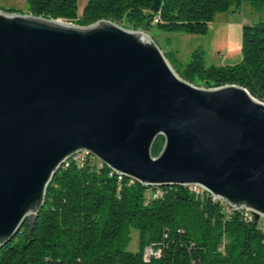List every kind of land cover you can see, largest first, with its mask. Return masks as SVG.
Instances as JSON below:
<instances>
[{
	"label": "water",
	"instance_id": "water-1",
	"mask_svg": "<svg viewBox=\"0 0 264 264\" xmlns=\"http://www.w3.org/2000/svg\"><path fill=\"white\" fill-rule=\"evenodd\" d=\"M83 151L141 185L198 186L264 217L263 101L182 80L141 31L0 9V249Z\"/></svg>",
	"mask_w": 264,
	"mask_h": 264
},
{
	"label": "trees",
	"instance_id": "trees-1",
	"mask_svg": "<svg viewBox=\"0 0 264 264\" xmlns=\"http://www.w3.org/2000/svg\"><path fill=\"white\" fill-rule=\"evenodd\" d=\"M26 2L29 14L80 27L104 20L148 35L198 36L232 6H264V0H158L153 12L154 0H88L79 13V0ZM164 55L182 80L198 88L234 85L264 102V22L243 25L235 65L205 67L202 51L195 49L177 68L172 52ZM163 144L158 136L153 156ZM131 228L138 231L135 251L127 249ZM0 264H264V227L261 219H246L205 192L119 179L87 156L60 168L34 221L0 249Z\"/></svg>",
	"mask_w": 264,
	"mask_h": 264
},
{
	"label": "rangeland",
	"instance_id": "rangeland-1",
	"mask_svg": "<svg viewBox=\"0 0 264 264\" xmlns=\"http://www.w3.org/2000/svg\"><path fill=\"white\" fill-rule=\"evenodd\" d=\"M21 12H28L26 0H0V8L10 9L9 3ZM88 0H79V13L82 12ZM264 22V6L253 10L248 3L232 6L225 14L216 16L214 22L209 24L205 35L167 34L154 31L148 35L164 53L172 52L175 66H184L189 54L200 49L203 54L205 67L211 65H235L241 60V30L243 25ZM153 37V38H152ZM264 227V223H262ZM130 242L127 247L130 251L137 249L138 231L134 228L129 232Z\"/></svg>",
	"mask_w": 264,
	"mask_h": 264
},
{
	"label": "built area",
	"instance_id": "built-area-1",
	"mask_svg": "<svg viewBox=\"0 0 264 264\" xmlns=\"http://www.w3.org/2000/svg\"><path fill=\"white\" fill-rule=\"evenodd\" d=\"M87 156H89L87 153H82V152H80V153H78V155L77 156H75L74 157V161H76V162H79V163H83V161H84V159H85V157H87ZM119 179L121 178L119 175L117 176ZM197 193H200V187H199V192H197ZM222 202V201H221ZM225 204V203H224ZM226 205V204H225ZM227 206V205H226ZM227 207H229V206H227ZM230 208V207H229ZM231 209V208H230ZM233 210V209H232ZM242 213H243V215H244V217L246 218V217H254V214L250 211V210H244V211H241ZM259 219H261L262 220V223H264V217H262V216H260V218ZM258 219V220H259ZM150 255H151V250L148 248V249H146V251H145V255H144V257H145V259H149V257H150Z\"/></svg>",
	"mask_w": 264,
	"mask_h": 264
},
{
	"label": "bare ground",
	"instance_id": "bare-ground-1",
	"mask_svg": "<svg viewBox=\"0 0 264 264\" xmlns=\"http://www.w3.org/2000/svg\"><path fill=\"white\" fill-rule=\"evenodd\" d=\"M82 153H87L86 151H83ZM88 154V153H87ZM78 155V153L77 154H75L69 161H67L66 163H65V165L68 163V162H70L72 159H74V157L75 156H77ZM89 156H91V157H93L92 155H90V154H88ZM93 158H95V157H93ZM97 159V158H96ZM97 161L101 164V165H103L98 159H97ZM121 178H122V176H120ZM131 180V179H130ZM131 181H133V180H131ZM188 188H192V190L193 191H195V192H199V187L198 186H189ZM200 192H204L201 188H200ZM214 198V197H213ZM215 199V198H214ZM216 200V199H215ZM248 218H254V217H246V219H248Z\"/></svg>",
	"mask_w": 264,
	"mask_h": 264
},
{
	"label": "crops",
	"instance_id": "crops-1",
	"mask_svg": "<svg viewBox=\"0 0 264 264\" xmlns=\"http://www.w3.org/2000/svg\"><path fill=\"white\" fill-rule=\"evenodd\" d=\"M8 6H10V8H13V9L15 8V5H14V3H12V2H11V3H9V5H8ZM22 13H23V14H28V12H25V11H24V12H22Z\"/></svg>",
	"mask_w": 264,
	"mask_h": 264
}]
</instances>
